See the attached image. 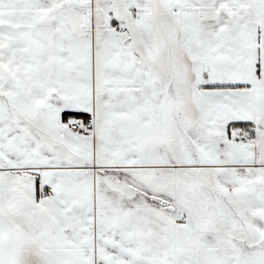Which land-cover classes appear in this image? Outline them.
<instances>
[{"label": "snow or ice", "instance_id": "snow-or-ice-1", "mask_svg": "<svg viewBox=\"0 0 264 264\" xmlns=\"http://www.w3.org/2000/svg\"><path fill=\"white\" fill-rule=\"evenodd\" d=\"M0 264H264V0H0Z\"/></svg>", "mask_w": 264, "mask_h": 264}]
</instances>
